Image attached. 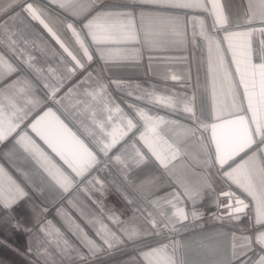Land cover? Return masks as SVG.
<instances>
[{
    "label": "crops",
    "instance_id": "0c3cea01",
    "mask_svg": "<svg viewBox=\"0 0 264 264\" xmlns=\"http://www.w3.org/2000/svg\"><path fill=\"white\" fill-rule=\"evenodd\" d=\"M23 2L24 0H0V38L7 28L16 33L15 38L19 41L15 53L0 46V55H4L17 68L11 76L0 79V91L14 95L15 90L8 86L16 80L27 79L33 85L34 95L42 102L30 112L17 131L27 132L62 170L74 176L28 127L50 109L69 132L97 154L99 162L87 178L82 181L77 178L65 192L48 180L35 162L15 145L12 137L0 143V167L27 193L10 212L0 211V264H137L134 258L141 251L161 243L171 245L173 242L179 244L184 264H228L233 243L232 233L236 232L239 236L247 218L231 223L227 219L215 218L217 209L212 206L210 197L195 205L202 213L199 220H188L176 226L180 231L177 240L161 235V228L155 230L159 235L152 234L153 230L145 219L147 212H152L158 220L160 217L158 209L150 201L181 187L195 190L202 184L207 171L202 145L205 141L210 142L211 129L209 127L203 133L204 139L200 138L199 133L194 137L188 131L192 121L179 107L170 109L136 99L137 96L143 97L146 92H152L154 95L172 97L180 107L185 100H191L198 115L203 113L207 116L210 113L212 84L209 78V51L199 37L193 42V26L197 19H203L207 28L211 24V17L206 13H189L183 9L142 3L141 0H97V10L103 8L113 14L131 13L134 18L135 39L129 43L101 45L98 49L91 44L90 38H86L93 61L87 62L82 53H79L86 68L75 69L71 59L43 27L22 11ZM28 2L50 9L47 22L70 48L78 51L71 33L61 21L75 23L79 28L82 20L70 15L69 11L48 4V0ZM219 2L233 25L237 22L242 24L241 29L230 27V30H244L247 27L242 20L247 7L246 0ZM87 4L88 0H77L70 11L81 13L84 11L81 5L86 7ZM93 14L86 13V18H91ZM196 31H199V26ZM223 35V32L219 33L221 41ZM252 40L253 45L258 46L259 34L254 35ZM241 43L239 39L233 41L237 47ZM222 46L226 52L227 44L223 43ZM100 50H103L107 62L100 58ZM28 55L34 58L32 63L42 69L39 74L24 63ZM212 56L215 59V49ZM227 59L230 61L231 56L228 55ZM66 67L74 68V74L68 73ZM49 69L53 70L54 75L49 74ZM88 73H92V78L87 84H81L80 81L85 80ZM173 76L176 79H172ZM97 81L107 86L108 99L130 116L133 113L128 105L134 104L167 121L159 126L157 149L166 158L167 167L161 166L139 139H135L136 147L146 155L145 162L139 167L123 170L110 159L117 153L125 159L133 155L131 144L133 133L138 136L136 129L117 144L108 156L99 152L93 135H89V132L98 134V129L94 128L91 119L80 110L83 106L77 103L88 99L83 91L94 87ZM45 84L49 87L46 88ZM53 86H59L55 99L48 95L49 88ZM216 90L218 97L223 99L221 81H217ZM95 111L97 118H104L106 115L98 104L95 105ZM208 122L210 123V118ZM140 130L143 131L142 128ZM125 171L128 180L124 178ZM21 173H27L31 182H26ZM93 178L99 179L103 188L89 183ZM125 194L132 203L125 199ZM181 200L182 196L176 202L180 203ZM184 206L188 211L193 208L191 201H185ZM164 211L169 213L171 209L165 206ZM219 214L224 215L225 210L220 209ZM113 216L125 225L134 224L146 230L148 234L134 242L119 244L111 250L104 245V252L81 261L74 253L61 255L54 245L46 243L45 233L41 232L42 227L50 224L49 231L59 230L71 245L81 253H86L79 237L74 235L76 226L97 243H102L95 231L98 225L94 226L92 222L102 220L117 231V226L110 219ZM236 243L239 244L240 241L237 240ZM46 249L47 253L44 254Z\"/></svg>",
    "mask_w": 264,
    "mask_h": 264
},
{
    "label": "snow or ice",
    "instance_id": "6c2138e0",
    "mask_svg": "<svg viewBox=\"0 0 264 264\" xmlns=\"http://www.w3.org/2000/svg\"><path fill=\"white\" fill-rule=\"evenodd\" d=\"M76 2L77 0H48V4L69 11L70 15L82 20L79 28L75 23L61 21L71 33L78 51L70 48L47 22L50 9L28 0H24L21 5L22 11L31 20L39 23L63 53L71 59L75 69L86 68L79 53H82L87 62L93 61L89 45L85 42L86 38H90L91 44L96 45L98 49L101 45L129 43L135 39L134 18L131 13L113 14L104 11L103 8L97 10V0H88L86 7L81 5L84 11L75 13L70 9ZM141 2L165 8L183 9L189 13H206L211 17V24L207 28L203 19H197L193 26V42L199 37L209 51V78L212 84L210 113L207 116L203 113L198 115L191 100H185L180 107L172 97L158 96L152 92H146L143 97H136L154 106L170 109L179 107V110L187 113L192 121L188 131L194 137L199 133L200 138L204 139L203 133L207 132L209 127L211 129L210 142L205 141L202 145L206 157L204 162L207 166L202 184L195 190L181 187L177 191L163 193L151 200L150 203L158 209L157 214L160 217L158 220L152 212H147L145 219L153 230L152 234L159 235V232L155 231L159 228L174 232L178 224L182 225L188 220L193 222L199 220L202 213L195 205L210 197L212 206L217 209L214 213L215 218L227 219L230 223L247 218L240 235L238 236L236 232L232 233L233 243L228 264H264V0H246L247 7L242 18L243 25L247 26L244 30H230V27L241 29L242 24L239 22L232 24L219 0H141ZM88 12L94 13L91 18H86ZM197 26L199 31H196ZM220 32L224 33L223 41L218 38ZM256 34L260 37L258 46H254L252 40ZM176 35L181 34L176 33ZM15 37V32L5 28L3 37L0 38V46L7 47L9 51L15 53L19 43ZM237 39L242 41L238 47L233 44ZM223 43L227 44L226 52ZM214 49L215 59L212 56ZM98 54L107 62L103 50ZM228 55L231 56L230 61L227 59ZM33 59L28 55L24 63L33 72L39 74L42 69L32 63ZM66 70L74 74V68L66 67ZM16 71L17 68L4 55H0V79L11 76ZM48 71L50 75H54L52 69ZM91 78L92 73H88V77L80 83L87 84ZM172 79L176 77L173 76ZM217 81L222 82L223 99L217 95ZM8 87L13 88L15 94L8 95L0 91V143L12 137L15 145L35 162L48 180L65 192L72 187L77 178L81 181L87 178L99 162L97 154L90 151L81 140L69 132L49 109L32 121L28 127L75 175L72 176L62 170L27 132L17 131L30 112L42 102L34 95L33 85L27 79H23L14 81ZM45 87L48 88L49 85L45 84ZM58 91L59 86L49 88V97L55 99ZM71 92L70 89L69 94ZM83 95L88 99L77 103L83 106L80 110L91 119L94 128L98 129V134L89 132V135H93L100 153L108 156L117 144L136 129L138 136L133 133L134 139L131 144L133 155L125 159L117 153L110 159L123 170L133 166L139 167L146 160V155L136 147L135 139H139L161 166L167 167L166 158L157 150L160 139L159 126L167 123L163 117L151 114L145 108L134 104L128 105L133 113L130 116L119 105L108 99L107 86L100 81H97L92 88H85ZM97 104L106 114L104 118H97L95 111ZM141 128L143 131L140 130ZM21 174L26 182H31L27 173ZM124 178L129 179L126 171ZM89 183L103 188V183L99 179L93 178ZM132 187L135 188V185ZM26 196L23 187L16 183L3 167H0V211L10 212L18 201ZM181 196L183 200L177 203ZM125 199L132 203L127 194ZM185 201H191L193 208L190 211L186 210ZM165 206L171 209L169 213L164 211ZM222 208L225 210L224 215L219 214ZM110 219L117 226V231L104 224L102 220L92 222L94 226L98 225L95 231L102 243H97L76 226L74 235L79 237L82 247L87 250L86 253H81L71 245L59 230L49 231L50 224L42 227L41 232L45 233L46 243L54 245L61 255L74 253L81 261L104 252V245L111 250L119 244L134 242L148 234L146 230L134 224L125 225L114 216ZM237 240L240 241L239 244L236 243ZM46 253L47 249L44 254ZM134 259L137 264H184L180 256V246L176 242L171 245L161 243L159 246L149 247Z\"/></svg>",
    "mask_w": 264,
    "mask_h": 264
},
{
    "label": "built area",
    "instance_id": "2783aa9c",
    "mask_svg": "<svg viewBox=\"0 0 264 264\" xmlns=\"http://www.w3.org/2000/svg\"><path fill=\"white\" fill-rule=\"evenodd\" d=\"M160 234L165 237H171L174 240H177L178 236L180 235V231L176 228L174 232L166 231L163 228L160 229Z\"/></svg>",
    "mask_w": 264,
    "mask_h": 264
}]
</instances>
